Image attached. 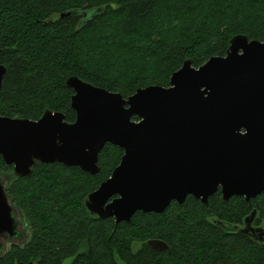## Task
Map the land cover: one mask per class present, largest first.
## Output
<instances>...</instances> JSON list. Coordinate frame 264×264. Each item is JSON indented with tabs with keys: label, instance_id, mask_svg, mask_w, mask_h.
I'll return each instance as SVG.
<instances>
[{
	"label": "trees",
	"instance_id": "trees-1",
	"mask_svg": "<svg viewBox=\"0 0 264 264\" xmlns=\"http://www.w3.org/2000/svg\"><path fill=\"white\" fill-rule=\"evenodd\" d=\"M237 34L264 41V0H0V63L7 67L0 114L39 119L52 110L73 122L69 76L128 96L147 85L168 86L186 59L200 66L225 55ZM123 154L107 143L98 174L37 162L30 175L14 178L7 194L31 229L17 258L38 264H264V241L241 231L253 210L252 225L264 227V191L251 205L244 196L225 201L220 190L208 203L188 195L162 212L138 211L129 222L92 214L86 197ZM11 169L0 154V172ZM152 239L169 248L151 247ZM3 259L0 264H16Z\"/></svg>",
	"mask_w": 264,
	"mask_h": 264
},
{
	"label": "water",
	"instance_id": "water-1",
	"mask_svg": "<svg viewBox=\"0 0 264 264\" xmlns=\"http://www.w3.org/2000/svg\"><path fill=\"white\" fill-rule=\"evenodd\" d=\"M6 72L0 63V92ZM66 83L74 90L73 122L52 110L39 119L0 114V154L12 166L0 172V236L16 230L7 194L14 178L30 175L37 162L98 174L107 143L124 154L85 199L101 219L129 222L138 211L162 212L188 195L208 203L218 190L225 201L244 196L251 205L264 191V41L237 34L225 55L200 66L186 59L168 86L151 84L128 96L77 75ZM256 214L241 231L262 237L264 229L252 226ZM149 245L169 247L160 239Z\"/></svg>",
	"mask_w": 264,
	"mask_h": 264
},
{
	"label": "flooded vegetation",
	"instance_id": "flooded-vegetation-1",
	"mask_svg": "<svg viewBox=\"0 0 264 264\" xmlns=\"http://www.w3.org/2000/svg\"><path fill=\"white\" fill-rule=\"evenodd\" d=\"M10 203L13 207L12 216L15 217V222L17 225H16L15 234L11 235L5 232L2 236H0V258H4L3 261H7V262L11 261V262H15L16 264H38L37 262L34 261L24 262L22 260H19L17 258L18 256L15 255V252L17 250L22 253L25 244L30 239L31 229L29 228L30 226L25 221L24 214L17 207H15L11 201ZM16 210L20 212V217L15 214ZM253 227H262L264 229L263 226L253 225ZM258 233L259 232L252 234L254 237H257L260 240L261 235H258ZM262 237L264 241V235H262Z\"/></svg>",
	"mask_w": 264,
	"mask_h": 264
},
{
	"label": "rangeland",
	"instance_id": "rangeland-1",
	"mask_svg": "<svg viewBox=\"0 0 264 264\" xmlns=\"http://www.w3.org/2000/svg\"><path fill=\"white\" fill-rule=\"evenodd\" d=\"M6 177V176H5ZM5 183H6V180H5ZM15 214L17 215V216H19L20 217V212L19 211H15ZM250 215V214H249ZM253 226V225H252Z\"/></svg>",
	"mask_w": 264,
	"mask_h": 264
},
{
	"label": "bare ground",
	"instance_id": "bare-ground-1",
	"mask_svg": "<svg viewBox=\"0 0 264 264\" xmlns=\"http://www.w3.org/2000/svg\"><path fill=\"white\" fill-rule=\"evenodd\" d=\"M168 248H169V247H168ZM168 248H167V249H168ZM165 250H166V249H165Z\"/></svg>",
	"mask_w": 264,
	"mask_h": 264
}]
</instances>
